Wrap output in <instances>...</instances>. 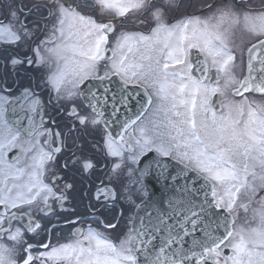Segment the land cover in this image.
<instances>
[{
  "label": "snow or ice",
  "instance_id": "obj_1",
  "mask_svg": "<svg viewBox=\"0 0 264 264\" xmlns=\"http://www.w3.org/2000/svg\"><path fill=\"white\" fill-rule=\"evenodd\" d=\"M6 8V16L0 18V38L8 37L6 42L14 43L22 38L30 39L41 22L51 23L49 39L41 43L57 39L63 41L55 48L47 49L57 61H64V67L56 75L49 77L58 92L60 85L69 74L79 77L82 83L94 73L97 62L104 59L102 46L108 42V33L115 32L116 25L111 20L107 23H98L92 15L85 13L90 11L94 13L98 10L101 15L111 14L113 19L126 18L130 13L150 15L156 22V27L152 29L153 36L146 37L142 34L122 32L117 37V49L123 50L127 47L128 52H132L134 37L138 36V43L144 45L146 53L158 51L163 56V65L160 64L159 59H156L154 64L148 63L147 65L136 62L126 63V56H121L119 60H114L110 70L121 75L125 83L139 80L148 84L154 88L155 95L162 104L163 102L168 103L167 107H162V105L157 107V113L161 110L164 112L163 120L150 121L152 124L150 129L147 127L139 129L140 135L135 140L136 145L140 147L141 152L152 146L162 156L175 154V158L185 168H191L202 175L206 181L212 182L214 197L217 196V185H219L223 188L224 195L216 201V207H221L226 197L229 213L233 211L241 190L251 187L248 181L250 175L253 180L264 181V174L257 176L255 172L257 164L264 169V105L253 107L252 102L245 98L234 106H226L228 112L217 116L207 107V103L209 94L221 92L219 86L213 87L211 84H205L206 77L204 76L200 80H195L189 75L188 82L179 85L169 81L170 76L174 79H184L183 73L168 70L174 65L185 64L188 54L186 49L198 48L211 57L212 66L218 73L217 85L220 79L219 74L228 75L235 59L225 38L218 32L209 31L207 21L203 22V28L197 27L202 23L199 17L185 18L171 27L165 24L167 14L174 8H179L178 0H10ZM30 16H34L31 25L29 24ZM244 21L246 26L250 25L253 33L264 35V12L255 17L245 13ZM236 22L238 18L233 20V23ZM77 24L80 25V29H76ZM189 25H192L191 32H189ZM73 29L76 30L73 31ZM81 29L84 37L94 38L88 42L86 48L79 43L71 42L74 37L79 36ZM161 33H165L163 41L160 40ZM173 40L174 43L171 42ZM161 43L163 47L157 48L156 45ZM258 45L264 47V39L258 40ZM256 47L257 45H252L249 52L251 53ZM68 52L72 53L70 58L65 55ZM165 52L166 55H164ZM113 53L115 56L116 49H113ZM140 59L151 61L152 56L144 54ZM169 61L172 64H169ZM19 62L15 58L12 60L13 65ZM28 63L32 61L29 60ZM204 63L206 65L207 60ZM248 67L251 72V60ZM187 68L191 69L192 65L188 64ZM202 71L207 73V67ZM105 75H109V72ZM232 79L229 77L225 86ZM251 81V76L240 81L244 91L254 90L264 94V77H261L260 82L256 84ZM156 85L159 87L156 88ZM234 91L236 95H243L240 89ZM186 92L189 98H183ZM74 95L72 91L67 92L68 98ZM197 97L200 98L199 106ZM148 103L149 105L152 103L151 96L148 98ZM246 105L247 111H245ZM88 107L92 109V112L86 115H80L75 107L69 112V116L78 121L81 128H86L89 124L95 126L99 123L93 118V114L103 115L97 112L94 94L88 101ZM210 111L211 117L209 118L206 114ZM143 115L142 113L141 116ZM141 116L131 123L139 121ZM127 127L128 124H125V128ZM4 129V134L0 135V149L7 145H14L20 135L19 132L13 133L7 125H4ZM79 130L76 123H73L67 135L71 137L73 132ZM33 132H29L28 135L32 136ZM149 132L152 135H149ZM55 135L59 143L63 145L62 133L57 132ZM120 139L123 144V136ZM43 143L49 145L47 140ZM114 145L115 141L111 138L106 139L108 154L121 156V151ZM61 150V147H49V150L45 151L41 147L40 151L31 157V163L24 168L8 165L10 171L7 173L0 169V173H3V179H0V205H5L6 208H16L19 204L31 206L42 196L43 192L51 193L52 189L43 182L42 177L46 171V163L54 160V153H59ZM28 151H30L29 148L24 149V152ZM82 168L87 172L93 168V164L89 160H84ZM118 169H120V164L113 165L114 174ZM24 175L28 176V180L24 183H17L16 181ZM9 177H12L11 184H9ZM101 193L105 201L111 200L113 205L115 204L117 199L115 191L107 187L98 189L97 199ZM60 199H66V197ZM43 202L44 208L39 211L50 210L47 195L43 196ZM194 207L191 200L169 201V212H159L155 217L149 215L147 224L145 218L140 217L139 226L134 225L130 228L125 238L120 239L119 244L95 229L89 228L87 234L77 229L74 235H82V240L77 239L59 247H53L51 251L40 253V256L61 262V264H140L141 258L143 264H184L190 256L199 258L197 264H205L208 261L210 264H264V209L256 211L259 220L255 227L234 228V220H225L223 223L225 234L222 238L213 237L206 231V239L194 242V246L202 249L200 252L193 251L189 256L185 255L182 249H172L173 244L182 241L183 237L188 234L185 230V222L191 223L194 228L197 225L198 213L193 211ZM240 207L247 210L248 205L242 204ZM200 211L202 212L203 209L201 208ZM175 217L179 219H175L172 224L167 223V220ZM3 218V214H0V220ZM15 218L16 213H12V219ZM101 223L103 224V221ZM104 226L108 229L117 227L116 224H105ZM4 231L0 228V233ZM28 231H34L31 224L28 226ZM154 233L161 234L159 247L151 244ZM20 236V230L17 229L9 239L17 241ZM85 241H87L86 245ZM228 241H231L230 245H226ZM221 245L230 246L232 249V255L224 257L223 262L220 259ZM31 247V245L28 246V248ZM43 247L47 249L49 246L43 245ZM11 251L0 243V264H16L15 260L9 258ZM25 252H28V249H25ZM32 259L33 257L29 254L23 260V264H30Z\"/></svg>",
  "mask_w": 264,
  "mask_h": 264
},
{
  "label": "flooded vegetation",
  "instance_id": "obj_2",
  "mask_svg": "<svg viewBox=\"0 0 264 264\" xmlns=\"http://www.w3.org/2000/svg\"><path fill=\"white\" fill-rule=\"evenodd\" d=\"M9 2L10 0H0V18L6 16V5ZM178 3L179 8H174L165 17L164 22L168 27L188 17H199L202 23L197 27L203 28V22L207 21L209 31L220 33L235 57L229 74H219L220 79L217 85L218 73L212 66L211 57L198 48L186 49L188 54L185 64L176 65L184 67L186 75L183 80L188 82L189 75L195 80H200L204 76L206 77L205 84L221 88V92L209 94L210 98L207 103V107L217 116L228 112L226 106H234L245 98L252 102L253 107L264 105V94L243 91V95H236L234 91L241 87L240 81L249 76V49L258 40L264 39V35L253 33L250 25L246 26L244 15L249 13L255 17L264 12V0H178ZM85 14L92 15L98 23H107L111 20L116 25L115 32L108 33V42L102 46L104 59L97 62L94 73L82 83L79 77L69 74L60 85L59 92L49 77L56 75L64 67V61H57L47 49L55 48L63 41L57 39L41 43L49 39L50 22H41L30 39L22 38L10 43L6 42L8 37L0 38V135L5 132L4 125L11 128L13 133L19 132L20 134L14 145H7L0 149V169L7 173L10 171L8 165L24 168L31 163V157L35 156L41 147L45 151H48L49 147H61L62 149L59 153H54L55 159L45 165L46 171L42 180L52 189L51 193L43 192L42 196L31 206L19 204L16 208H6L5 205H0V214L4 216L3 220H0V228L5 230L0 233V243L12 250L9 258L15 260L16 264H23V260L29 254L33 257L30 264H61V262L41 257L40 253L51 251L53 247H59L77 239L82 240V235H74L77 229L83 234H87L89 228L95 229L119 244L120 239L125 238L129 229L132 228L135 212L139 208L137 206H140L148 196V191L138 172L139 163L151 152L162 156L152 146L141 152L140 147L135 143V140L139 138L141 127L152 128L150 121L153 118L155 103L153 93L141 81L133 80L125 83L121 75L110 71L114 60L120 59L117 37L123 30L144 36L152 35L156 22L150 15L143 16L139 13H130L126 18L117 17L115 19L111 14L101 15L98 10ZM237 18L238 22L233 23V20ZM33 19L34 16L29 17L30 25ZM33 27L35 28L34 25ZM65 27L67 33V25ZM191 28L192 25H189V32ZM76 29H80L79 24L76 25ZM92 40V37H84L81 29L79 36L74 37L71 42L79 43L86 48L88 42ZM113 49H116L115 56ZM65 55L70 58L72 53L68 52ZM14 58L20 62L13 65ZM77 59L80 58L77 57ZM29 60L32 63H28ZM205 60H207L206 65ZM188 64L192 65L191 69L187 68ZM205 67L208 69L207 73L202 71ZM106 72H109V75L106 76ZM97 77L121 80L126 85L137 87V91L138 89L141 91V98L137 92L134 98L125 100L116 98L110 101V104L120 105L122 103L121 107L115 110L116 119L119 122H126L127 128L122 123L108 124L95 114L93 118L99 123L95 126L89 124L86 128H81L78 121L69 116V112L74 107L80 115L92 112V109L88 107V102L82 97L80 89L86 80ZM229 77L233 79L225 86ZM68 91L74 92L75 95L68 98ZM101 93L103 94L101 104L106 109V89ZM185 94L183 98H189L187 92ZM150 96L152 97L151 105L148 103ZM124 102L126 105L123 106ZM199 103L200 98L197 97L198 106ZM181 110L183 111V108ZM211 111L207 113L210 117ZM245 111H247V105ZM142 113L143 116H141ZM138 116H141V119L136 123H131L136 121ZM199 118L198 115V120ZM163 119L164 114L157 117V120ZM73 123H76L80 130L73 132L69 137L68 129ZM29 132H33V135L29 136ZM57 132L62 133L63 145L59 143L55 135ZM149 135L152 133L149 132ZM121 136H123V144H121ZM107 138L115 141L114 146L119 148L121 156L108 154ZM45 140L49 141V145H44ZM25 148H29L30 151L24 152ZM167 157L178 160L175 154ZM84 160H89L93 164V168L87 172L82 168ZM115 164H120V169L114 174L113 165ZM147 165L148 168H153L152 163ZM255 172L259 176L264 174V169L257 164ZM0 179H3V173H0ZM27 180L28 176L24 175L16 182L24 183ZM248 181L251 187L241 190L231 213L227 210L226 197L222 206L218 208L227 211V215L235 221L234 228L255 227L259 220L256 211L259 207L260 210L264 209V181L253 180L251 175ZM11 183L12 177H9V184ZM105 187L117 194L114 205L111 200L105 201L102 193L97 199L98 189ZM44 195L48 196L50 210L39 211L44 208ZM223 195V188L217 185V196L212 195L214 204ZM61 197H66V199H60ZM242 204L248 205L247 210L240 207ZM160 206L161 204L157 207L163 210L166 207L170 210L169 205ZM12 213H16L15 219H12ZM30 224L34 231H28ZM105 224H116L117 227L108 229L104 226ZM17 229L20 230V238L17 241L9 239ZM84 243L86 245L87 241ZM230 243L231 241H228L226 245ZM29 245L32 247L28 248ZM43 245L49 247L46 249ZM226 245H221L220 259L222 262L224 257L232 255L231 247ZM25 249H28V252H25ZM205 264H210V261Z\"/></svg>",
  "mask_w": 264,
  "mask_h": 264
},
{
  "label": "water",
  "instance_id": "obj_3",
  "mask_svg": "<svg viewBox=\"0 0 264 264\" xmlns=\"http://www.w3.org/2000/svg\"><path fill=\"white\" fill-rule=\"evenodd\" d=\"M255 45L257 47L251 53L248 51V65L250 60L252 63V70L248 73L252 77L251 82L254 84L259 83L261 77H264V70H262L264 69V47L259 46L258 42ZM104 89H106V109L101 104V99L103 98L101 91ZM80 90L87 102L92 99V94L95 95L97 112L103 113V115L99 116L108 124L122 123L124 125L126 123L119 122L116 119L117 113L115 110L121 107L122 103L120 105L110 104L111 100L116 98L124 100L134 98L137 92L139 98H141V91L139 89L137 91V87L128 86L124 82L113 78L105 79L103 77V79H100L99 77L88 79ZM240 91L243 92L244 89L241 88ZM124 105H126V102L123 103ZM148 163H152L153 168H148ZM138 172L148 191V196L136 210L132 227L134 225L139 226L140 217H144L147 224L149 215L155 217L159 212L170 211L166 207V211L165 209H159L157 207L159 204L163 206V204L169 205V201L191 200L195 205L193 211L198 213L197 225L194 228L191 223L185 222V230L188 234L183 237L182 241L173 244L171 248L182 249L185 255L190 256L193 251H202L201 248L194 246V242L206 239V231L213 237L222 238L224 236L225 227L223 223L225 220L231 221V219H228L222 210H217L214 206L212 184L206 181L202 175L190 168H185L182 163L172 158L161 157L155 152H151L148 156L141 159ZM201 208L203 209L202 212L200 211ZM175 219L179 218L169 219L167 223L172 224ZM153 236L154 239L151 244L159 247L161 234L154 233ZM198 259V257L190 256V259L184 261V264H197ZM140 264H143L142 258Z\"/></svg>",
  "mask_w": 264,
  "mask_h": 264
},
{
  "label": "rangeland",
  "instance_id": "obj_4",
  "mask_svg": "<svg viewBox=\"0 0 264 264\" xmlns=\"http://www.w3.org/2000/svg\"><path fill=\"white\" fill-rule=\"evenodd\" d=\"M123 32H127V33H129V31L128 30H123ZM143 35V34H142ZM144 36V35H143ZM146 37H152L153 36V34L152 35H145ZM93 38V37H92ZM164 38H165V33H161L160 34V40L161 41H163L164 40ZM94 39V38H93ZM138 41H139V37L138 36H136V37H134V43H133V51L132 52H128V49H127V47H125L123 50H120V49H118L119 50V58L121 57V56H126V63H131V62H136V63H143V64H145V65H147L148 63H155V60L156 59H159L160 60V64L161 65H163V63H164V59H163V56L158 52V51H155V52H148V53H146L145 52V48H144V45H142V44H139L138 43ZM172 43H174L175 41L173 40V41H171ZM156 47L157 48H161V47H163V44L161 43V44H157L156 45ZM144 54H146V55H151L152 56V60L151 61H147V60H141L140 59V57H141V55H144ZM164 55H166V52L164 53ZM169 64H172V62L171 61H169ZM169 72H179V73H183V75H186V73H185V70H184V67L182 68V67H178V66H176V65H174V66H172V67H170L169 68V70H168ZM184 78H185V76H184ZM169 81L170 82H173V83H175V84H177V85H179L180 83H187V81L185 82L184 80H179V79H174L173 77H169ZM142 82V81H141ZM142 83H144V82H142ZM145 84V83H144ZM145 85H147L148 86V84H145ZM159 87V85H156V88H158ZM148 88L151 90V92L153 93V98L155 99V103H154V109H153V112H152V116H153V118H152V121L153 120H157V117L159 116V115H161V114H164V112H163V110H161V111H159V113H157V107L159 106V105H162V107H167L168 106V103L167 102H163V104H162V102L158 99V97L155 95V90H154V88L153 87H151V86H148ZM174 91V90H173ZM187 95L189 96V94L187 93ZM186 96V94H184V97ZM179 98V97H178ZM210 98V95L208 96V99ZM207 116L210 118V114H207ZM258 210H260V207L258 208Z\"/></svg>",
  "mask_w": 264,
  "mask_h": 264
},
{
  "label": "bare ground",
  "instance_id": "obj_5",
  "mask_svg": "<svg viewBox=\"0 0 264 264\" xmlns=\"http://www.w3.org/2000/svg\"><path fill=\"white\" fill-rule=\"evenodd\" d=\"M249 91H253V90H249ZM253 92H255V91H253ZM257 93V92H256Z\"/></svg>",
  "mask_w": 264,
  "mask_h": 264
}]
</instances>
